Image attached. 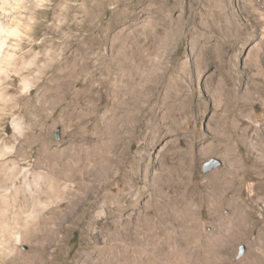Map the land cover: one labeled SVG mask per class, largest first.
<instances>
[{
  "label": "rangeland",
  "instance_id": "1",
  "mask_svg": "<svg viewBox=\"0 0 264 264\" xmlns=\"http://www.w3.org/2000/svg\"><path fill=\"white\" fill-rule=\"evenodd\" d=\"M0 26V165L4 184L25 198L16 210L27 213L46 199L33 187L42 144L83 140L78 160L89 179L110 164L107 173L119 176L110 184L122 187L125 180L140 183L139 166L148 164L160 178L193 173L199 195L209 174L240 158L244 172L231 169L230 182L237 186L245 175L244 186L259 184L253 217L260 216L264 0H0ZM74 181L60 185L76 193L81 180ZM95 201L90 197L65 226L56 264L94 249L86 225ZM163 211L164 222L150 213L154 224L179 229L174 216L185 205L163 204ZM243 252L240 245L238 256Z\"/></svg>",
  "mask_w": 264,
  "mask_h": 264
},
{
  "label": "bare ground",
  "instance_id": "2",
  "mask_svg": "<svg viewBox=\"0 0 264 264\" xmlns=\"http://www.w3.org/2000/svg\"><path fill=\"white\" fill-rule=\"evenodd\" d=\"M3 45L0 40V48ZM26 86L30 88L29 84ZM84 93V89L78 90L76 95ZM105 115L100 116L103 123ZM15 126L20 133L22 125L16 122ZM84 148L83 140L77 146L68 143L52 148L50 144H42L39 161L33 165L36 170L33 187L34 191L44 190L47 196L27 213L15 209L16 203L25 198L13 183L4 184L6 169L0 165V264H56L55 255H63L65 226L83 210L90 197H97V201L87 216L86 238L94 249L81 252L72 264H262L264 261V208L259 217H253L256 200L262 201L255 192L259 184L244 186L245 175L238 179L237 186L230 182L236 179L231 169L244 172L240 158L235 159L230 169H216L209 174L198 195L193 173L186 176L187 180L176 171L160 178L148 164L139 166L140 183L125 180L124 187L119 183L111 185L110 179L119 176L107 173L110 164L89 179L88 167L78 160V151ZM96 148L99 158L101 153ZM261 153L264 168V146ZM12 174L20 171L14 168ZM78 177L81 182L77 183L80 189L76 193L60 185L61 181L73 183ZM25 184L30 189L29 183ZM62 202L66 209H60ZM176 202L185 205V212L174 216L181 227L175 229L160 222H156L159 227L155 225L150 213L155 212L164 222L163 204ZM203 210L207 220L202 218ZM93 225H99V230ZM240 245H244V252L238 256Z\"/></svg>",
  "mask_w": 264,
  "mask_h": 264
},
{
  "label": "water",
  "instance_id": "3",
  "mask_svg": "<svg viewBox=\"0 0 264 264\" xmlns=\"http://www.w3.org/2000/svg\"><path fill=\"white\" fill-rule=\"evenodd\" d=\"M218 164V163H217Z\"/></svg>",
  "mask_w": 264,
  "mask_h": 264
}]
</instances>
